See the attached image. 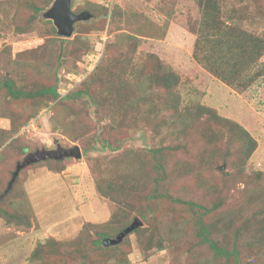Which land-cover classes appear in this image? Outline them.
Segmentation results:
<instances>
[{
	"label": "rangeland",
	"instance_id": "obj_1",
	"mask_svg": "<svg viewBox=\"0 0 264 264\" xmlns=\"http://www.w3.org/2000/svg\"><path fill=\"white\" fill-rule=\"evenodd\" d=\"M53 1L0 0V85L25 93L0 98V264H238L196 219L264 264V0H71L91 16L63 38Z\"/></svg>",
	"mask_w": 264,
	"mask_h": 264
},
{
	"label": "water",
	"instance_id": "obj_2",
	"mask_svg": "<svg viewBox=\"0 0 264 264\" xmlns=\"http://www.w3.org/2000/svg\"><path fill=\"white\" fill-rule=\"evenodd\" d=\"M44 16L51 19L56 27L57 35L60 37L71 36L74 23L80 20L88 19L91 14L84 10L75 13L71 9V0H54L51 7L44 13ZM81 151L78 145L72 147H62L57 145L55 149H40L28 152L25 157L16 163L15 170L12 173L11 179L8 183L7 190L11 187L14 179L18 175L20 169L32 162L41 159H62L64 157H80ZM142 222L138 217H135L126 227L120 230L114 237L106 238L103 240L106 245H115L120 243L123 238L132 232L137 227L141 226Z\"/></svg>",
	"mask_w": 264,
	"mask_h": 264
},
{
	"label": "trees",
	"instance_id": "obj_3",
	"mask_svg": "<svg viewBox=\"0 0 264 264\" xmlns=\"http://www.w3.org/2000/svg\"><path fill=\"white\" fill-rule=\"evenodd\" d=\"M60 38H63V37H60ZM0 86H1V90H3V92L0 91V98H2V97L5 98L6 95H9L12 98H17V97H19L21 95H25V93H23L22 91L16 90L14 88L13 84L10 81H8V80L3 81L2 85H0ZM42 93L46 94V95L49 94V95L56 96L57 89H56L55 86H50L48 89L44 90ZM240 138H242V137H240ZM241 140L244 141L243 139H241ZM104 146H105V141L103 142V145H101V147L104 148ZM22 148H23V150L26 149L24 147H22ZM92 148H94V147H92ZM229 152H230V150H229V148H227L225 152H221L218 155L222 159L228 160ZM58 161H61V160H57L55 162H58ZM99 190H100V192H102L103 195L111 196L112 198L116 197V196H114V191L109 189V188L107 190H103V189L100 188ZM185 202L190 207L201 209V212L199 213L198 218H199V216H201V214L203 215L205 213H209L210 212V209L205 207L204 205H199L198 203H194L193 201H188V200L185 201ZM218 206H220V205L219 204L213 205L214 208H217ZM228 214H230V213L226 212V214L224 215V220L226 219V216H228ZM129 223H130V221H127V222L121 224L119 226L118 230H115V232H113L112 234L101 233L100 234L101 237L96 239L95 244L97 246H102L104 244L103 240L108 238L107 236L116 235L120 230H122L124 227H126ZM195 224H196V234H197L198 238L201 240L202 243L205 242L210 247V249L213 251V253L216 256H218V257L222 256V257H224V259L226 261H228L229 258L232 257L234 263L241 264V261H240V258H239V252L236 250V248H234L231 251H229L225 247H218L217 244L209 237V233H210L209 226L205 225V223L204 224L201 223V221L199 219L198 220L196 219ZM139 228L140 227H137L132 232L138 231ZM241 230L242 229H239V231L236 232L237 234H236V237L234 238V242L241 235ZM132 232H130V233H132ZM47 242H49V240H47Z\"/></svg>",
	"mask_w": 264,
	"mask_h": 264
}]
</instances>
